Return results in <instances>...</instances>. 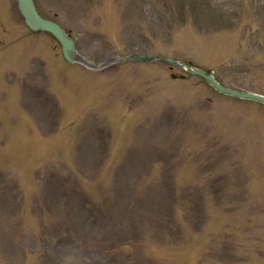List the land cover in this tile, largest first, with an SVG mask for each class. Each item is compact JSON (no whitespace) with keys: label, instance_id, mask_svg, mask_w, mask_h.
<instances>
[{"label":"rangeland","instance_id":"obj_1","mask_svg":"<svg viewBox=\"0 0 264 264\" xmlns=\"http://www.w3.org/2000/svg\"><path fill=\"white\" fill-rule=\"evenodd\" d=\"M36 1L92 62L159 58L68 64L0 0V264H264L261 104L167 60L264 92V0Z\"/></svg>","mask_w":264,"mask_h":264},{"label":"water","instance_id":"obj_2","mask_svg":"<svg viewBox=\"0 0 264 264\" xmlns=\"http://www.w3.org/2000/svg\"><path fill=\"white\" fill-rule=\"evenodd\" d=\"M19 6H20L22 13L26 17V21H27L28 25L31 28L49 30L57 36V38L63 44L64 55L69 61L83 60V57L77 53L75 41L65 33L64 29L62 28V26L60 24H58L57 22H55L53 20H50L48 18L43 17L39 13L34 0H19ZM193 72L204 75L205 77L210 79L222 91L230 92V93H233L235 95H240V96H244V97H253V98H258V99L264 100V96H261V95L251 94V93H243L240 91L226 89V88L222 87L214 79V77L212 75H209V74H207V73H205L199 69H195V70H193Z\"/></svg>","mask_w":264,"mask_h":264},{"label":"flooded vegetation","instance_id":"obj_3","mask_svg":"<svg viewBox=\"0 0 264 264\" xmlns=\"http://www.w3.org/2000/svg\"><path fill=\"white\" fill-rule=\"evenodd\" d=\"M262 157H264V154L263 155H261Z\"/></svg>","mask_w":264,"mask_h":264}]
</instances>
